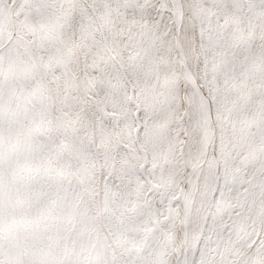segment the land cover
Here are the masks:
<instances>
[{
  "label": "snow or ice",
  "instance_id": "snow-or-ice-1",
  "mask_svg": "<svg viewBox=\"0 0 264 264\" xmlns=\"http://www.w3.org/2000/svg\"><path fill=\"white\" fill-rule=\"evenodd\" d=\"M0 264H264V0H0Z\"/></svg>",
  "mask_w": 264,
  "mask_h": 264
}]
</instances>
